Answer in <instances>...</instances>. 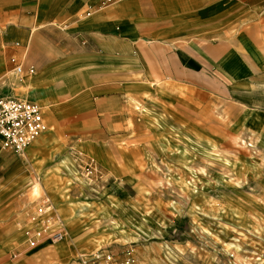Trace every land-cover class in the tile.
<instances>
[{"label":"rangeland","instance_id":"1","mask_svg":"<svg viewBox=\"0 0 264 264\" xmlns=\"http://www.w3.org/2000/svg\"><path fill=\"white\" fill-rule=\"evenodd\" d=\"M16 41L21 54L28 39ZM196 87L125 93L103 106L124 116H90L97 130L53 123L42 109L39 144L4 150L0 258L25 250L32 264H75L103 250L118 263L129 252L135 264H264V142L241 132L220 83ZM42 196L66 236L28 251L26 231L38 223L21 226V216Z\"/></svg>","mask_w":264,"mask_h":264},{"label":"crops","instance_id":"2","mask_svg":"<svg viewBox=\"0 0 264 264\" xmlns=\"http://www.w3.org/2000/svg\"><path fill=\"white\" fill-rule=\"evenodd\" d=\"M106 1L0 0V96L38 103L53 123L97 130L90 116H124L103 106L123 104L125 93L140 97L157 82L220 83L240 108L241 132L264 142V0ZM18 37L28 39L20 80L7 77L23 55ZM24 251L0 264H32Z\"/></svg>","mask_w":264,"mask_h":264},{"label":"built area","instance_id":"3","mask_svg":"<svg viewBox=\"0 0 264 264\" xmlns=\"http://www.w3.org/2000/svg\"><path fill=\"white\" fill-rule=\"evenodd\" d=\"M120 0H107L106 4H112ZM15 48H21L19 42H14ZM23 55L20 61L11 60L12 68L10 76L20 80L24 69L22 60L25 58L26 47L22 48ZM47 129L42 108L38 103L13 97L0 96V144L4 150L20 155ZM92 165V164H90ZM36 203L23 210L21 226H35L26 231L28 247L34 248L49 240L56 243L64 240L66 233L58 216L53 211V205L48 196L36 199ZM75 264H135V260L129 252L125 253L117 262L114 254L97 250L92 254L77 257Z\"/></svg>","mask_w":264,"mask_h":264},{"label":"bare ground","instance_id":"4","mask_svg":"<svg viewBox=\"0 0 264 264\" xmlns=\"http://www.w3.org/2000/svg\"><path fill=\"white\" fill-rule=\"evenodd\" d=\"M42 107H43V106H42ZM42 107H41V108H42ZM42 109H45V108H42ZM45 110H46V109H45ZM44 113H45V112H44ZM52 129H53V128H51L50 131H51ZM41 135H42V134H41ZM41 135H40V136H41ZM40 136H39V137H40ZM39 137H38V138H39ZM38 138H37V139H38ZM37 139H36L33 143L36 142V144L38 145V144H39V141H37ZM43 142H45V140H44ZM43 142H42V143H43ZM33 143H31V144L29 145V147H30ZM29 147H28V148H29ZM25 150H26V149H25ZM25 150H24V152H25ZM24 152H23V153H24ZM23 153H22V154H23ZM18 165H19V164H18ZM33 188H34V187H33ZM64 213H65V212H64ZM70 216H71V215H70ZM68 217H69V216H68ZM64 218H65V217H64ZM66 218H67V217H66Z\"/></svg>","mask_w":264,"mask_h":264}]
</instances>
